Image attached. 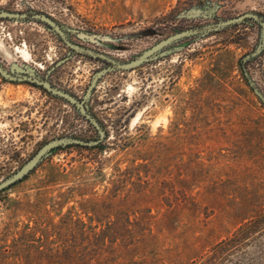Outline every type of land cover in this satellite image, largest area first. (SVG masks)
Masks as SVG:
<instances>
[{"label": "rangeland", "instance_id": "374dc122", "mask_svg": "<svg viewBox=\"0 0 264 264\" xmlns=\"http://www.w3.org/2000/svg\"><path fill=\"white\" fill-rule=\"evenodd\" d=\"M0 9L44 12L73 41L122 61L182 29L250 11L264 19V0H0ZM260 30L247 20L189 37L100 78L88 106L102 143L53 150L0 192V264H264V51L243 60ZM0 62L78 98L108 65L71 52L41 22L1 18ZM70 135L98 137L68 102L0 74V182Z\"/></svg>", "mask_w": 264, "mask_h": 264}, {"label": "water", "instance_id": "95a60500", "mask_svg": "<svg viewBox=\"0 0 264 264\" xmlns=\"http://www.w3.org/2000/svg\"><path fill=\"white\" fill-rule=\"evenodd\" d=\"M0 18L1 19H11V20H36L44 24L49 30L54 32L62 42L69 47L71 52L76 54H81L85 56H89L92 58L100 59L106 63L107 66L99 69L93 75L88 88L82 98H78L74 94L63 90L57 86H55L50 80L48 75L46 77H42L35 71L34 68L27 67L22 72L19 71H10L5 68L0 62V74L7 80L10 81H27L38 86H41L47 92L52 94L53 96L60 98L72 106L79 112L81 116H83L96 130L98 133V137L94 139H84L77 136H63L54 138L47 143H45L36 154L29 159L20 169H18L14 174L0 182V192L9 188L13 184L23 180L27 175H29L40 163L41 161L53 150L58 148L66 147L69 145H81V146H89L94 147L98 146L102 143V141L106 137V131L100 122V120L91 112L88 106V101L90 100L94 88L96 87L97 82L104 75L113 71H124V70H133L134 68L140 67L146 63L152 62L154 60H158L161 57L166 56L171 52L169 49L170 46L175 43L182 41L186 38L193 36H201L210 33H215L222 31L224 29L230 28L237 24L243 23L247 20H254L257 22L260 27V38L256 48L248 55H246L243 60H251L261 55L264 51V19L256 12H245L241 15L231 17L228 19H219L217 21L209 22L206 24H202L199 26H194L186 29H182L176 31L175 33L167 36L166 38L160 40L150 48L143 51L141 54L137 55L131 60L122 61L109 56L103 52H99L92 48L85 47L71 39L68 33V28L55 20L50 15L44 12H16L10 10L0 9ZM80 36L88 37L87 34L78 33ZM71 56H66L61 60L57 61L56 66L63 64L68 61Z\"/></svg>", "mask_w": 264, "mask_h": 264}, {"label": "trees", "instance_id": "16d2710c", "mask_svg": "<svg viewBox=\"0 0 264 264\" xmlns=\"http://www.w3.org/2000/svg\"><path fill=\"white\" fill-rule=\"evenodd\" d=\"M39 87H41V86H39ZM42 88V87H41ZM43 89V88H42ZM45 90V89H44ZM46 91V90H45ZM99 146V145H98ZM98 146H94V147H98Z\"/></svg>", "mask_w": 264, "mask_h": 264}]
</instances>
